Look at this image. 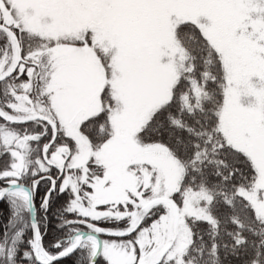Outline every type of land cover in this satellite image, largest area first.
<instances>
[{
    "label": "snow or ice",
    "instance_id": "snow-or-ice-1",
    "mask_svg": "<svg viewBox=\"0 0 264 264\" xmlns=\"http://www.w3.org/2000/svg\"><path fill=\"white\" fill-rule=\"evenodd\" d=\"M264 264V0H0V264Z\"/></svg>",
    "mask_w": 264,
    "mask_h": 264
},
{
    "label": "trees",
    "instance_id": "trees-1",
    "mask_svg": "<svg viewBox=\"0 0 264 264\" xmlns=\"http://www.w3.org/2000/svg\"><path fill=\"white\" fill-rule=\"evenodd\" d=\"M64 264H72L71 259L66 260V261L64 262Z\"/></svg>",
    "mask_w": 264,
    "mask_h": 264
}]
</instances>
